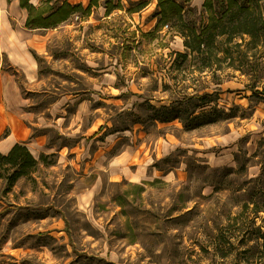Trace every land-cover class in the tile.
Here are the masks:
<instances>
[{
	"label": "rangeland",
	"instance_id": "374dc122",
	"mask_svg": "<svg viewBox=\"0 0 264 264\" xmlns=\"http://www.w3.org/2000/svg\"><path fill=\"white\" fill-rule=\"evenodd\" d=\"M5 1L35 69L0 48V151L21 136L55 162L9 190L0 179V264H233L201 245H212L205 226L238 210L236 187L261 172L264 98L252 94V76L228 62L201 73L180 57L183 25L162 26L159 0H72L90 10L49 28L27 27V9ZM176 1L183 27L207 25L205 0ZM204 92L213 101L197 112L228 119L191 129L145 122L163 105L194 109L185 95Z\"/></svg>",
	"mask_w": 264,
	"mask_h": 264
},
{
	"label": "trees",
	"instance_id": "16d2710c",
	"mask_svg": "<svg viewBox=\"0 0 264 264\" xmlns=\"http://www.w3.org/2000/svg\"><path fill=\"white\" fill-rule=\"evenodd\" d=\"M19 4L27 9L25 25L29 28L56 27L73 13L84 9L81 3L72 4L68 0L56 8L37 6L32 0H19ZM158 5L162 9V26L174 19L180 20L181 25H186L182 20L185 9L181 3L176 0H159ZM203 5L207 25L201 30L187 26L177 29L187 50L179 53V56L185 61L200 62L197 70L201 73L214 65H221L222 62H228V66L233 69L243 68V73L252 76V82L249 83L252 94L264 98V87L258 88V77L264 70L263 0H205ZM90 7L91 4L84 10H90ZM111 9L109 6L108 10ZM37 59L40 64L38 57ZM11 71L17 75L20 86L24 88L23 83L27 80L21 69L12 65ZM174 83L178 84V81ZM207 95L209 94L206 92L190 94L189 97L185 95L192 104L197 105L194 109L169 108L168 105H163L156 111L146 113L145 122H170L179 119L185 128L191 129L225 118L219 114L230 115L217 109L197 112L198 106L213 101V98L207 99ZM53 154L55 153H41L37 158L24 141L16 142L8 153L0 151V179L4 180L5 190L35 171L40 163L52 165L55 161L49 159V156ZM262 162L260 174L253 179L254 185L248 186L249 180L236 187L238 195L233 202L237 204L238 210H230L226 222L215 223L212 228L203 226L204 231L213 238L211 246L206 244L201 245V248L221 258L230 259L233 264H264V160ZM241 167L244 168V164ZM185 208L187 207L183 206L179 209Z\"/></svg>",
	"mask_w": 264,
	"mask_h": 264
},
{
	"label": "bare ground",
	"instance_id": "6f19581e",
	"mask_svg": "<svg viewBox=\"0 0 264 264\" xmlns=\"http://www.w3.org/2000/svg\"><path fill=\"white\" fill-rule=\"evenodd\" d=\"M5 3V0H0V48L7 50L12 58L20 62L26 70L33 71L35 69V59L30 54L20 55V34L9 21ZM12 12L18 13V8L13 6ZM7 148H9V145H4V149Z\"/></svg>",
	"mask_w": 264,
	"mask_h": 264
},
{
	"label": "crops",
	"instance_id": "0c3cea01",
	"mask_svg": "<svg viewBox=\"0 0 264 264\" xmlns=\"http://www.w3.org/2000/svg\"><path fill=\"white\" fill-rule=\"evenodd\" d=\"M18 1H19V0H18ZM32 2H33V1H32ZM69 2L72 3V0H69ZM6 139H7V138H5V139L3 140V141L5 142L4 145H9V148H7V149L5 150L4 153H7V152L11 149V147H12L16 142L22 141L23 137L19 136L17 139H15V141H14L13 143H12V142H11V143L7 142Z\"/></svg>",
	"mask_w": 264,
	"mask_h": 264
}]
</instances>
